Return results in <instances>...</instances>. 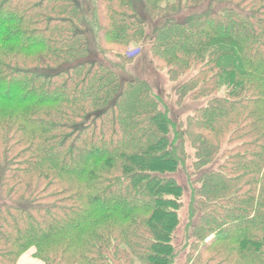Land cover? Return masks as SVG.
Returning <instances> with one entry per match:
<instances>
[{
    "label": "trees",
    "instance_id": "obj_1",
    "mask_svg": "<svg viewBox=\"0 0 264 264\" xmlns=\"http://www.w3.org/2000/svg\"><path fill=\"white\" fill-rule=\"evenodd\" d=\"M189 150L182 264H264V0H0V264H176Z\"/></svg>",
    "mask_w": 264,
    "mask_h": 264
},
{
    "label": "rangeland",
    "instance_id": "obj_2",
    "mask_svg": "<svg viewBox=\"0 0 264 264\" xmlns=\"http://www.w3.org/2000/svg\"><path fill=\"white\" fill-rule=\"evenodd\" d=\"M82 2H88L89 0H81ZM92 4V1H91ZM134 56L129 64L126 65L124 71H119L122 75H129L146 80L150 85L152 90L159 95L162 103L165 105L169 111V116L176 120L178 118L184 119L186 115L192 112L193 108L197 107L200 103L189 98L184 99L180 103L177 102L176 96V84L169 80L167 72L165 69L158 70L156 64L153 61L149 51L146 49L144 52L134 54ZM99 58H104L102 53H99ZM107 58L110 60H115L112 54H108ZM105 60V59H104ZM107 60V59H106ZM199 103V104H198ZM191 152V150H189ZM193 152H191L190 157L186 160L183 167L179 168L172 175L177 179V181L183 186L182 195V207L180 208L179 215V225L176 229L174 243L178 250V257L176 264H182L185 260V254L187 252V247L184 243V238L186 233L189 232V225L196 222L198 212L195 213L193 217H190L191 207L195 208L196 202L192 201L193 198V187L198 185L193 184L192 181L196 178V174L199 170H194L192 167L193 163ZM206 166V167H211Z\"/></svg>",
    "mask_w": 264,
    "mask_h": 264
},
{
    "label": "crops",
    "instance_id": "obj_3",
    "mask_svg": "<svg viewBox=\"0 0 264 264\" xmlns=\"http://www.w3.org/2000/svg\"><path fill=\"white\" fill-rule=\"evenodd\" d=\"M16 264H39V262L33 258L30 252H27L19 258Z\"/></svg>",
    "mask_w": 264,
    "mask_h": 264
}]
</instances>
